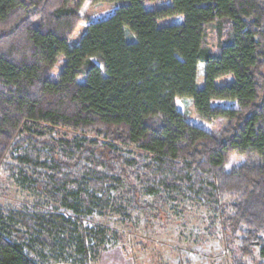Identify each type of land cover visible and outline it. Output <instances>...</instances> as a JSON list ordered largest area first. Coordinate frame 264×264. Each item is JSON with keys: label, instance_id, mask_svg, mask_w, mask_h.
I'll use <instances>...</instances> for the list:
<instances>
[{"label": "trees", "instance_id": "obj_1", "mask_svg": "<svg viewBox=\"0 0 264 264\" xmlns=\"http://www.w3.org/2000/svg\"><path fill=\"white\" fill-rule=\"evenodd\" d=\"M151 1L163 0H0V169L23 146L27 123L107 142L99 147L104 171L86 183L92 191L68 190L64 179L48 177L60 184L58 202L73 216L0 211V264L96 263L109 235L85 219L95 210L104 215L110 208L104 186L122 181L132 197H121L127 204L118 210L145 209L139 193L198 198L211 203L224 232L238 236L243 256L257 248L264 260V0H169L149 11ZM100 3L116 6L107 17L89 16ZM169 17L183 21L157 26ZM82 23L84 34L71 45ZM225 76L233 82L217 87ZM183 99L210 127L226 120L219 137L188 121L178 108ZM95 145L81 147L77 166ZM125 147L143 155L129 156ZM234 154L244 162L226 172Z\"/></svg>", "mask_w": 264, "mask_h": 264}, {"label": "rangeland", "instance_id": "obj_2", "mask_svg": "<svg viewBox=\"0 0 264 264\" xmlns=\"http://www.w3.org/2000/svg\"><path fill=\"white\" fill-rule=\"evenodd\" d=\"M170 3L169 0L145 2V8L149 11L156 10L169 6ZM115 6L111 3H100L91 7L87 14L100 19L110 15ZM106 12L110 13L105 14ZM182 21V17H169L159 20L157 26L177 25ZM85 29L86 25L83 23L77 27L70 39L71 45L78 44ZM208 38V45L214 49L217 45L214 26L209 29ZM222 40L224 41L225 37ZM64 63L65 57L62 56L51 72L53 81L58 80ZM233 80V76H225L217 79L215 85L226 86ZM203 87L204 64L200 63L197 88L200 90ZM230 105L228 101L212 102L213 107ZM178 108L189 122L196 125L201 123L218 137L227 124L226 120H217L211 127L208 126L209 123L196 116L191 99L179 101ZM21 140L23 146L12 150L0 169V211L24 210L30 213H61L73 216L72 212L62 208L58 202L56 189L60 184H55L49 178L64 179L67 181L68 190H77L81 186L92 191V187L86 183L104 171L99 167V147L107 142L93 134L83 135L34 123L25 125ZM94 140L97 141L95 151L89 152L77 166L81 147L88 146L89 142ZM64 141L68 145H65ZM122 150L132 157L143 155L134 147H125ZM25 159L29 162H24ZM254 161L258 163L257 159ZM243 162L241 156L234 154L224 169L231 172ZM111 185L108 183L104 186L109 199L102 197L110 201V208L104 215L95 210L85 219L88 227L97 228L102 225L109 235L106 250L101 253L96 263L91 260L90 264H101L102 260L112 264H264L257 248L253 249L249 256L241 254L238 236H233L229 228L224 232L220 218L211 203L183 195L160 200L139 193L137 198L142 205H147L145 209L135 212L123 211L118 208L127 204V201H121V197L124 200L131 199L132 195L128 192L130 185L125 181L116 186ZM82 195L88 196L87 193ZM98 197L101 198L100 193Z\"/></svg>", "mask_w": 264, "mask_h": 264}, {"label": "crops", "instance_id": "obj_3", "mask_svg": "<svg viewBox=\"0 0 264 264\" xmlns=\"http://www.w3.org/2000/svg\"><path fill=\"white\" fill-rule=\"evenodd\" d=\"M62 264V263H60ZM101 264H112V262L108 261V262H105L104 260H102ZM113 264H118V263H113Z\"/></svg>", "mask_w": 264, "mask_h": 264}]
</instances>
